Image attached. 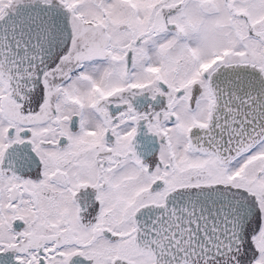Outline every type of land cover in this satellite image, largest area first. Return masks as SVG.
<instances>
[{
	"label": "snow or ice",
	"instance_id": "obj_1",
	"mask_svg": "<svg viewBox=\"0 0 264 264\" xmlns=\"http://www.w3.org/2000/svg\"><path fill=\"white\" fill-rule=\"evenodd\" d=\"M0 264H264V0H0Z\"/></svg>",
	"mask_w": 264,
	"mask_h": 264
}]
</instances>
